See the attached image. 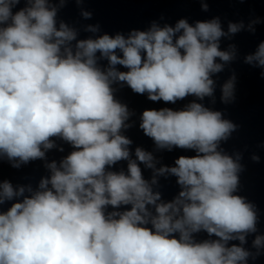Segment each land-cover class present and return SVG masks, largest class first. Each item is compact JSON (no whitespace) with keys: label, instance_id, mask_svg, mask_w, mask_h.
<instances>
[{"label":"clouds","instance_id":"obj_1","mask_svg":"<svg viewBox=\"0 0 264 264\" xmlns=\"http://www.w3.org/2000/svg\"><path fill=\"white\" fill-rule=\"evenodd\" d=\"M57 11L50 0H0V160L19 168L44 159L56 139L73 149L46 164L50 175L36 189L0 182V264H247L252 253L243 245L257 231V210L236 194L240 154L220 148L237 126L198 102L214 96L212 77L236 59L234 45L221 50V38L244 23L230 22L225 32L218 17L180 19L77 39ZM84 30L96 34L99 25ZM245 63L264 69V42ZM234 82L235 75L222 86L224 103L234 99ZM114 85L153 102L194 97L180 110H144L139 127L156 150L195 154L157 167L153 153L137 147L133 159L123 134L133 113ZM121 161L126 172L111 170ZM140 164L152 170L151 181ZM159 176L176 178L171 201L153 190ZM200 233L208 238L197 240ZM253 247H264V236Z\"/></svg>","mask_w":264,"mask_h":264},{"label":"water","instance_id":"obj_2","mask_svg":"<svg viewBox=\"0 0 264 264\" xmlns=\"http://www.w3.org/2000/svg\"><path fill=\"white\" fill-rule=\"evenodd\" d=\"M57 6V22L63 21L70 27L77 29V39H87L93 35L117 33L127 36L132 30H147L152 22L160 26L165 24L174 26L180 19H186L190 24L196 21H206L219 18L225 32L228 24L243 22L245 28L229 37H222L221 50H228L230 45L236 48V59L224 66V69L214 74V96L206 97L203 103L212 110L220 111L222 118L230 120L237 126L227 141H222L220 148L228 155L240 154L239 163L242 171L239 173V187L236 194L243 196L247 202L252 203L258 215L257 231L246 237L244 248L252 255L247 264H264V247L257 250L253 247V240L257 235L264 236V69L245 63V57L255 52L259 43L264 42V0H83L77 4L76 0H66L63 7L59 6V0H50ZM203 3H207L208 10H203ZM23 5H21L22 7ZM82 11L91 13V17L85 19ZM252 20H259L253 25L254 32L248 31L247 25ZM88 25H99L96 34L85 31ZM219 62V61H218ZM105 63V62H102ZM121 70H125L121 68ZM233 75L234 99L228 103L222 100V86ZM116 88L115 98L127 105L133 113L127 123L132 125L123 131L131 141L130 150L132 158L137 147L152 152L160 166H174L175 160L181 156H192L195 153L190 150L173 148L168 150H156L153 140L147 137L140 129V116L147 109L169 107L180 110L194 97H187L175 104L163 101L153 102L147 95L134 93L126 85ZM214 101V102H213ZM56 147L46 152L44 159H37L22 164L19 168L12 167L7 160H0V182L9 181L16 186L31 185L36 189L42 178L50 175L46 164L53 161L59 163L73 149L71 145L56 139ZM63 148V151L59 149ZM253 155L259 160L254 161ZM142 174L146 180L151 181L152 170L140 164ZM127 171V161L118 162L111 170ZM153 190L161 194L162 201H171L178 195L180 190L174 176H159ZM27 194V193H26ZM6 203L3 209L10 207ZM130 206H123L121 210H127ZM109 207L108 211H112ZM206 233L196 236L197 240L207 239ZM230 244H239V241H230Z\"/></svg>","mask_w":264,"mask_h":264}]
</instances>
